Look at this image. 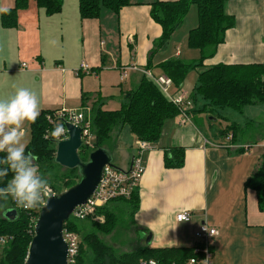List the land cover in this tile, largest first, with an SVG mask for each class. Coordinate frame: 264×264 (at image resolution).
Here are the masks:
<instances>
[{"label":"crops","instance_id":"obj_1","mask_svg":"<svg viewBox=\"0 0 264 264\" xmlns=\"http://www.w3.org/2000/svg\"><path fill=\"white\" fill-rule=\"evenodd\" d=\"M158 1L177 0H130L119 13L102 9L100 17L92 20L81 19L79 0H62L61 12L52 16L30 1L26 10L18 12L17 28L6 29L1 13L13 8L15 0H0V100L26 88L36 94L40 113L81 110L84 95L90 97L89 106L112 99H122L123 104L126 93L139 86L143 71L158 77L164 75L162 63L198 61L200 52L187 45L190 31L198 26V11L192 6L170 41L154 46L162 36V28L151 17V4ZM225 11L234 17L235 27L226 32L224 43L204 65L264 64V0H225ZM82 63L95 74L76 75ZM192 90L185 80L173 88V95L189 98ZM112 92H119L118 96H111ZM250 107L255 106L245 109ZM193 108L187 112L190 121L185 126L179 125V116L167 123L160 141L143 155L146 171L138 189L139 208L132 219L126 211L133 245L124 252L148 246L193 247L194 232L207 225L218 231L211 245V264H264V212L259 211L256 193L245 189L261 162L264 125L253 136L245 135L247 142H241L239 135L233 144L231 135H201L195 125L204 113ZM28 129L25 122L26 147ZM171 148L185 149L180 169L165 168ZM133 156L125 168L115 167L129 169ZM182 212L191 213V219L177 221Z\"/></svg>","mask_w":264,"mask_h":264},{"label":"trees","instance_id":"obj_2","mask_svg":"<svg viewBox=\"0 0 264 264\" xmlns=\"http://www.w3.org/2000/svg\"><path fill=\"white\" fill-rule=\"evenodd\" d=\"M30 1H34L38 8L46 11L48 16L58 14L62 10V0H15L13 8L2 11V26L6 29L17 28L18 12L26 10ZM129 5L130 0H79V12L82 20H92L100 17L102 9L119 13ZM191 5L197 6L198 26L190 31L187 45L190 49L198 50L200 58L191 63L174 59L159 66L163 74L172 79V87H181L188 73L191 70H198L197 84L189 96L193 109L199 107L197 111L210 112L220 119L228 109L243 113L246 107L264 105V64L220 63L209 67L204 65L207 60L214 58L218 47L225 41L226 32L235 27L234 17L225 11V0L158 1L151 4V17L162 28V36L154 46L163 47L170 41L188 14ZM89 100L90 97L84 95L83 108L88 107L86 104ZM103 108L104 103L99 101L90 107L91 132L95 141L94 148L83 145L80 149L79 156L83 162H87L90 153L97 148L115 151L119 133L126 127L136 141L155 145L160 141L167 123L179 116V109L145 76L136 90L126 93L124 102L118 110L108 111ZM53 113L54 111L42 112L35 123H29L31 137L25 152H33L37 157L39 172L48 180L49 186L56 193H61L75 186L81 177L78 169H64L55 162L54 141L45 137L47 131L54 129L47 120V116ZM237 129L238 125L232 123L220 131V136L226 138L231 135L232 141L235 142L238 138ZM169 153L170 155H165V168H182L185 163V149L171 148ZM3 155L0 153V158ZM60 169L64 171L59 173ZM11 175L12 173L9 172L3 182H0V187L7 183ZM138 189L132 193L129 200L109 202L84 221L71 218L66 222L64 229L81 237L76 264H149L150 261L154 264H189L191 259L198 261L204 259L203 254L195 252L196 248H203L200 243H196L193 247L148 246L133 252L119 253L100 238V235H110L117 227L118 212L128 210L132 219L139 208ZM245 189L256 193L259 211L264 212V155L261 156L256 171L246 181ZM39 207L26 210L17 205L11 197L0 199V238L12 237L6 245H0L2 248L0 264L26 263ZM10 209L17 212L14 220H9L3 215ZM93 217H104V221L97 222L92 219ZM209 251L213 254L212 246Z\"/></svg>","mask_w":264,"mask_h":264},{"label":"built area","instance_id":"obj_3","mask_svg":"<svg viewBox=\"0 0 264 264\" xmlns=\"http://www.w3.org/2000/svg\"><path fill=\"white\" fill-rule=\"evenodd\" d=\"M81 73L95 74L85 63H82L80 69L76 71V75H81ZM143 74L162 91V93L173 105L179 109V125L185 126L190 121L187 112L193 108L189 98L184 95L174 96L170 94L169 90L171 89L173 82L169 77L165 75L156 77L149 71H143ZM121 77L122 79L127 77L126 71H123ZM47 120L52 127H55L57 123L63 124V132L58 137H53L51 135L52 130H50L45 134L47 139H52L54 142L66 139L68 136L65 123H68L81 129L82 142L84 146L94 148L95 137L91 132L88 108H83L81 110L61 108L53 114L48 115ZM153 146L154 145L148 142L137 140L135 142V154L132 157L129 169L123 170L115 166L106 167L103 178L94 195L85 205L79 206L74 211L71 218L77 221H84L87 218L93 216L99 208L104 207L109 202L115 200H129L132 196V193L139 188L140 182L146 171L143 155L145 152L153 149ZM259 147L262 148L264 155V142H262ZM53 194H56V192L49 186L48 195L44 196L43 199L46 200ZM40 209L41 206L39 207V211ZM190 219L191 213L189 212H182L176 216V220L179 222L189 221ZM217 235V229L207 225H201L198 230H196L194 234L195 239L197 240V243H200L203 246V248H196L195 252L203 254L204 259L201 261L191 259L189 264H211L210 259L212 255L209 249L212 245V241ZM11 240L12 237H1L0 245L4 246ZM64 240L68 246V264H76L77 257L79 255L81 237L64 229Z\"/></svg>","mask_w":264,"mask_h":264},{"label":"water","instance_id":"obj_4","mask_svg":"<svg viewBox=\"0 0 264 264\" xmlns=\"http://www.w3.org/2000/svg\"><path fill=\"white\" fill-rule=\"evenodd\" d=\"M67 138L54 142L55 162L68 170L78 169L79 182L61 193L51 195L46 199V205L41 206L34 226V236L31 241L25 264H68V246L64 240V226L71 219L74 211L85 205L94 195L106 167H114L112 152L105 148H97L83 162L79 151L83 146L81 129L65 123ZM4 217L14 220L15 210H7ZM151 237L147 238L150 243Z\"/></svg>","mask_w":264,"mask_h":264},{"label":"clouds","instance_id":"obj_5","mask_svg":"<svg viewBox=\"0 0 264 264\" xmlns=\"http://www.w3.org/2000/svg\"><path fill=\"white\" fill-rule=\"evenodd\" d=\"M40 114V104L35 93L19 88L7 100H0V182L12 173L7 183L0 187V199L11 197L24 209L46 205L48 180L39 172L37 157L25 152L22 126L25 122L35 123ZM63 132V124L57 123L51 131L53 137ZM154 264V262H149Z\"/></svg>","mask_w":264,"mask_h":264},{"label":"rangeland","instance_id":"obj_6","mask_svg":"<svg viewBox=\"0 0 264 264\" xmlns=\"http://www.w3.org/2000/svg\"><path fill=\"white\" fill-rule=\"evenodd\" d=\"M191 6H192L191 7L192 9L194 10L197 9L196 5H191ZM185 49L187 50L186 45H185ZM197 71L198 70H191L188 73L186 82H187L189 91H191L193 86L195 87L196 86L195 84H197V78H198ZM173 88L169 90L171 95H173ZM118 93L119 92L117 93L112 92L111 96H114V95L118 96ZM108 94H109V91L106 92L105 96L107 97ZM122 101L123 100L121 99V102ZM121 102H120V99L107 100V103L105 101V104H104V110H108V111L118 110L121 107V104H122ZM201 104H203V102ZM88 107L90 109L91 106L88 105ZM202 113L204 114L202 115L201 120L200 121H197L198 119L196 120L198 124L195 125V128L201 133V135L207 136V137L217 136L221 130L226 128L227 125L236 123L240 125V130H241L238 132V137L239 135H242L241 142L244 143L249 140L245 138V135L253 136L252 134H254L257 130H259L261 125H264V105H258L255 107L247 108L243 110V113H238V112L228 109L223 113V117H225L227 121L218 118L216 115H213L210 112H202ZM251 121H254V122L251 123ZM27 137L28 139L30 138L29 129H28ZM135 142L136 140L134 138V135L129 131L127 127L124 128L119 133V145L116 149L117 151L115 150L112 152L114 166L115 165L122 166L123 168L127 166V159L129 158L130 154L132 153L135 154V151H134ZM63 171H64L63 169H60L58 172L61 173ZM116 207H118L117 209H120L119 206H116ZM117 215L119 219L117 227L113 230V232L110 235H100V238L105 243L115 248L119 253L120 252L125 253L124 251L133 245L132 243L133 238L131 237L132 235H130L127 229L130 226V220L127 216L128 213H126L125 211L118 212ZM92 219H94L97 222L104 221V217H93ZM87 226H89V224H87ZM196 243H197V240H196ZM1 251L2 249L0 247V259H1Z\"/></svg>","mask_w":264,"mask_h":264}]
</instances>
